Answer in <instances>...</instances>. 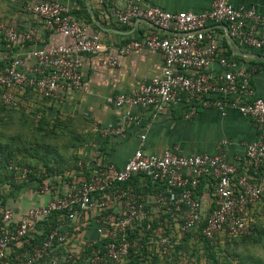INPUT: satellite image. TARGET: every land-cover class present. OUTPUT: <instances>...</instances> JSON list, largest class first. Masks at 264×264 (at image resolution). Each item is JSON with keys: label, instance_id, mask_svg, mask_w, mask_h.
<instances>
[{"label": "built area", "instance_id": "obj_1", "mask_svg": "<svg viewBox=\"0 0 264 264\" xmlns=\"http://www.w3.org/2000/svg\"><path fill=\"white\" fill-rule=\"evenodd\" d=\"M72 1L39 0L22 8L24 13L38 17L46 30L70 39L71 43L31 49L30 64L18 56L5 63L0 68V101L4 107H16L27 90L48 101L60 99L66 91H78L82 82L81 56L111 49L98 34L88 35L87 28L72 13ZM119 1L123 6L114 10L118 24L141 18L156 32L122 45L117 54L127 55L139 49L155 51L163 65L160 77L142 84L133 94L106 98L107 104L125 110V122L138 124L140 112L151 108L161 112L167 105L184 103L188 106L186 119L194 115L196 107L216 109L221 117L233 110L253 121L259 139L249 144L243 157L235 161L226 157L221 146L213 154L191 155L172 149L161 155L146 154L138 148L121 167L104 163L66 190L40 183L39 190L48 195L46 203L22 213H17L10 203L2 205L0 195V264H7L11 250L35 232L40 220L54 214L60 215L54 227L15 264H38L60 246L66 251L51 256L49 264L70 261L80 247L67 246L71 237L65 230L68 223L84 228L95 224L96 238L85 239L81 247L88 248L105 237L110 240L104 253L91 252L92 264H103L105 260L118 263L126 257L129 249L135 247L126 236L141 221H148L147 229L152 230L154 244L162 255L168 252L177 233H199L207 240L223 232L250 235L248 209L264 193V97L256 96L251 84L256 67L228 60L221 54L209 26L224 24L232 41L264 52V15L253 6H233L230 0H212L210 10L200 14L166 12L139 0ZM0 35L6 44L17 48L37 41L34 32L21 33L4 23H0ZM108 62L116 66L117 57L110 55ZM215 63L219 67L217 73L212 69ZM144 139L145 135H141L140 140ZM15 169L21 172L16 177L18 181L29 173ZM140 176L149 179L159 191L142 200L129 185ZM202 199L207 200L205 205ZM17 215L19 220L15 222ZM161 216H165L163 220ZM153 218L158 219L157 226L151 229ZM77 226L74 228L78 229ZM166 229L170 230L168 235Z\"/></svg>", "mask_w": 264, "mask_h": 264}, {"label": "crops", "instance_id": "obj_2", "mask_svg": "<svg viewBox=\"0 0 264 264\" xmlns=\"http://www.w3.org/2000/svg\"><path fill=\"white\" fill-rule=\"evenodd\" d=\"M37 1L39 0H0V23L10 25L21 33L32 31L37 37V41L23 43L22 47L14 49L13 57L18 56L29 64L31 60L28 52L31 49H47L71 43L70 39H63L46 30L38 17L22 11L25 4ZM139 1L166 12L194 14L210 10L212 3V0ZM230 3L233 6H253L258 13L264 15V0H230ZM70 4L73 15L87 28L88 35L98 34L102 43L111 48L107 53L81 56L82 82L79 90L66 91L60 99L48 102L52 107L47 110L50 117L58 113L65 118L74 119L81 140H84L85 134V139L90 140L78 151L81 161L77 167L81 169L79 173L95 169L102 162H111L121 167L138 148L146 154L161 155L165 150L172 149L183 155H191L204 152L213 154L221 146L226 157L235 161L243 157L249 144L259 139L253 121L233 110L221 117L216 109L196 107L194 115L186 119L184 115L188 106L184 103L167 105L161 112L152 108L140 112L138 124L125 122V110L107 104L106 98L118 94H133L142 84L160 77L163 65L160 54L155 51L139 49L127 55H118L116 50L128 42L143 40L156 30L141 18L129 24H118L114 18V10L123 6L119 0H73ZM209 29L221 54L225 56L230 51L241 61L256 67L251 84L255 95L264 97V52L254 51L232 41L224 24H213ZM160 34L167 35L166 32ZM110 55L117 57L116 66H110ZM5 56L6 54L0 53V60ZM212 69L215 73L219 71L216 63ZM141 135H145L144 141L140 140ZM222 141L225 144L221 145ZM55 171L56 167L47 170L39 166L33 173L36 177L52 174V179H44L41 183L62 191L78 177L75 175L78 171L64 172L73 178V182L61 183L58 180L60 175H54ZM39 185L36 182L29 183L20 193L9 195L10 204L17 213L46 203L48 195L39 190ZM202 200L205 205L207 200ZM15 220H19L18 215L14 216ZM85 236L82 233L81 239L90 237L88 232ZM22 253L19 248H13L11 257L18 254L21 256Z\"/></svg>", "mask_w": 264, "mask_h": 264}, {"label": "trees", "instance_id": "obj_3", "mask_svg": "<svg viewBox=\"0 0 264 264\" xmlns=\"http://www.w3.org/2000/svg\"><path fill=\"white\" fill-rule=\"evenodd\" d=\"M0 45V53L6 54L5 58L0 61L1 68L5 63H8L13 59L15 46L6 44L2 40L1 35ZM225 57L228 60L241 61L238 57L233 56L230 51L225 54ZM33 97L36 99L39 98L42 102L36 103L33 100ZM47 101L48 100L40 98L31 90H27L23 93L17 106L14 108L4 107L0 101V113L12 115L14 113L18 114L23 123L28 122V115H36L32 125V127H34V139L25 141L27 147H21L19 145L15 146L16 143L11 144L12 141H15L10 140L11 138L0 140V195L2 205L10 203L9 195L12 196V193H20L29 183L36 182L40 184L44 179H52V174L49 173L47 177L43 175L36 177L33 171L39 166H42L47 170L56 167L57 171H55L54 175H60L58 180L65 184L72 183L73 178L65 175L64 172L78 171L75 175L78 176L77 178H79L80 181L86 179L89 175V171L85 170L79 173L81 169L77 168L81 164L78 151L90 141L85 139L87 134H85L84 140H81V134L75 125L76 122L72 118H65L58 113L56 116L50 117L47 114V110L52 107ZM21 141L22 140H18V143ZM102 163L98 166L101 167L103 165ZM15 168L29 170L27 177L20 182L17 181L15 177L20 176L21 172ZM242 171L243 169L241 167L240 172ZM73 183H75V180ZM129 185L134 189L135 193L142 198V200L145 196L153 195L156 191H159L156 186L151 185L149 179L143 176L133 178L131 182H129ZM5 186H10L12 189L9 190L8 193H6L5 190L2 192ZM197 193L199 196L200 189H198ZM263 194L260 196V199L263 198ZM260 199L254 207L260 203ZM254 207L248 209V217L246 219L247 225L250 228V235L233 236L223 232L215 236L212 240H207L199 233H177L165 255L160 254L159 249L154 244L152 230L147 229L148 221H141L139 224L135 225L134 229L130 230L126 236L127 240H132V243H135V247L129 249L128 255L122 258L118 263L105 260L103 264H188L190 260H188V257L185 260L184 257L189 253L195 257L194 262H191V264H229L231 263V257L233 255H237L238 260L243 263L244 256L242 254L236 251H232V253L229 254L230 252H228L226 247L232 244L234 245L232 247L230 246L232 250L235 248L243 249L249 246H256L261 242L263 234L259 229L260 224L258 222L252 223V220L250 219V216L255 212ZM59 216V214H54L48 219L40 220L36 225L35 232L24 240L23 244L15 246L14 248H19V250L23 252V255L31 252L32 248L42 241L48 230L54 227ZM164 217L165 216H161L160 220H163ZM157 220L158 219L153 218L150 223L151 229H154L157 226ZM16 221L17 220H15V222ZM168 221V223L172 224L171 220ZM2 227L3 223L0 220V230ZM171 228L173 227L171 226ZM95 229L96 226L92 223L89 228L78 227V229L73 228V230H68L71 237L68 240L67 246L72 247L73 242L78 240V238L75 237L77 234L74 233H78V236L85 233L87 236L88 232V235H90L89 238H96ZM165 233L168 235L170 230L166 229ZM257 235L260 239L259 241L256 238ZM74 237L75 240L71 243V239ZM222 241L224 242L222 243ZM109 242L110 240L105 237L99 243L88 248H83L82 246L76 255L64 264H92L91 252L99 250L100 254L104 253ZM191 244L192 247H190ZM63 251H66L65 247H56L48 258L38 264H49L51 256L54 254H60ZM219 254H223L221 259L224 261L221 262ZM18 255L11 257L10 254V257L6 260L7 264H15L17 259L23 256ZM260 259L261 258L254 259L251 257V264H264V260Z\"/></svg>", "mask_w": 264, "mask_h": 264}, {"label": "rangeland", "instance_id": "obj_4", "mask_svg": "<svg viewBox=\"0 0 264 264\" xmlns=\"http://www.w3.org/2000/svg\"><path fill=\"white\" fill-rule=\"evenodd\" d=\"M33 100L36 103L42 102V100H40L39 98L36 99L33 97ZM47 102H50V101H47ZM29 110H30V108H29ZM28 116H29L27 118L28 122L23 123L20 120V116L18 114L14 113L12 115V114L0 113V140H7L8 138H11L10 140H15V141H12L11 144L16 143L15 146L19 145L21 147H25V146L27 147V144L25 143V141L34 139V137H33L34 136V130H33L34 127H32V125L34 122V118H36V115L33 116L31 114ZM18 140H22V141L20 143H18ZM15 179H16V177H15ZM77 179H75L76 182L78 181ZM5 187L2 190V192L6 189L7 190L12 189L10 186H7L6 188ZM6 193H8V192H6ZM260 200H261L260 203L257 204L256 207H254L255 212H254V214H252L250 216V219L252 220V223L258 222L260 224L259 229L262 231L261 233L263 234L261 242L256 246H249V247L243 248V249L235 248L234 250H232L231 247L234 246L232 244L230 245L231 247L225 246L226 249L228 250V252H230L229 254H231L232 251H236V252H239L240 254H242L244 256V262L242 263L238 260L237 255H233L231 257V263H229V264H251L252 263V260H250L251 257H253L254 259L255 258H261L260 260H264V194H263V198H261ZM67 225L68 226L65 228L66 231L72 230L75 226H77V225L73 226L72 223H68ZM77 227H80V225L78 224ZM74 234H77L75 237H77L78 240L76 242H73L75 240V237H74L73 239H71V243L73 242L74 248H79V247L81 248V244L84 242V240L81 239V236H78L79 235L78 233H74ZM256 238L258 241L260 240L258 235ZM223 242L224 241H222V243ZM84 247H86V245L83 246V248ZM190 247H192V244L190 245ZM222 255L223 254H219L221 262L224 261L221 259ZM187 257H188V260H190L188 264H191V262L192 263L194 262L195 257H193V255H191L190 253L186 254L184 257L185 260Z\"/></svg>", "mask_w": 264, "mask_h": 264}]
</instances>
